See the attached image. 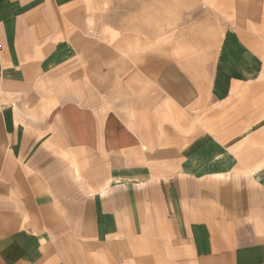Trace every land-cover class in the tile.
I'll use <instances>...</instances> for the list:
<instances>
[{
    "label": "crops",
    "instance_id": "1",
    "mask_svg": "<svg viewBox=\"0 0 264 264\" xmlns=\"http://www.w3.org/2000/svg\"><path fill=\"white\" fill-rule=\"evenodd\" d=\"M0 264H264V0H0Z\"/></svg>",
    "mask_w": 264,
    "mask_h": 264
}]
</instances>
